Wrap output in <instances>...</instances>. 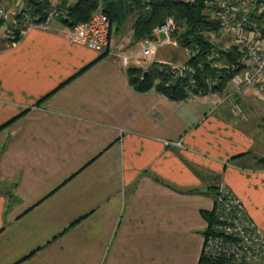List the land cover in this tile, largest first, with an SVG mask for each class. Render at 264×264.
<instances>
[{
  "label": "crops",
  "instance_id": "1",
  "mask_svg": "<svg viewBox=\"0 0 264 264\" xmlns=\"http://www.w3.org/2000/svg\"><path fill=\"white\" fill-rule=\"evenodd\" d=\"M111 35L106 55L57 20L0 38V264H198L219 180L264 229L259 123L137 92Z\"/></svg>",
  "mask_w": 264,
  "mask_h": 264
},
{
  "label": "built area",
  "instance_id": "2",
  "mask_svg": "<svg viewBox=\"0 0 264 264\" xmlns=\"http://www.w3.org/2000/svg\"><path fill=\"white\" fill-rule=\"evenodd\" d=\"M48 7L43 15L34 12L29 0H0V29H5L3 37L11 38L15 44L31 28L40 26L49 28L53 19L64 15L63 3L69 0H44ZM194 1V0H190ZM215 8L218 21L216 33L228 32L233 42L243 51V66L232 77V89L227 94L209 92L215 95V103L221 104L230 96L247 88L257 90L264 100V32L255 26L252 16L264 15V0H204ZM14 28L9 30L5 24ZM172 19L157 27L158 37L145 40L143 54H148L165 43L177 45L170 36ZM110 22L100 8L91 17L79 22L68 30L71 42L86 45L104 52L108 45ZM214 55H218L214 53ZM123 66L128 65V56L120 55ZM181 68H172L176 74ZM190 96H194L191 94ZM235 121H244L247 116L238 102H233ZM166 144L180 145V141H166ZM214 218L204 233L201 255L211 259H230L237 262L264 264V229L248 214L243 200L231 188L220 181L213 205Z\"/></svg>",
  "mask_w": 264,
  "mask_h": 264
},
{
  "label": "trees",
  "instance_id": "3",
  "mask_svg": "<svg viewBox=\"0 0 264 264\" xmlns=\"http://www.w3.org/2000/svg\"><path fill=\"white\" fill-rule=\"evenodd\" d=\"M29 2L34 12L43 15L46 13L48 5L44 0ZM62 5L64 15L58 17L57 21L68 30L89 19L93 12L100 8L110 22L109 35L112 30L120 29L131 19L133 39L136 42L157 38V27L167 17L172 19L174 29L171 38L179 47L189 50L186 64L176 74L171 71V66L163 61H151L146 67L129 64L126 67L127 79L137 92L154 91L173 101L184 100L191 94H224L231 77L243 66V51L238 45L223 47L210 39L209 33H216L219 25L210 13L204 11L205 8H213L204 0H73ZM252 21L264 32V15H253ZM106 53L107 50L102 55ZM13 119L0 125V129ZM257 162L264 167V156H258ZM201 213L210 224L214 218L213 210H202ZM198 264L258 263L211 259L201 255Z\"/></svg>",
  "mask_w": 264,
  "mask_h": 264
},
{
  "label": "rangeland",
  "instance_id": "4",
  "mask_svg": "<svg viewBox=\"0 0 264 264\" xmlns=\"http://www.w3.org/2000/svg\"><path fill=\"white\" fill-rule=\"evenodd\" d=\"M71 1L73 0H69V2ZM204 11L210 13L211 16L217 20L215 8H209V9L205 8ZM55 20L57 19H53V21ZM128 26L131 27V19L127 20L126 23L120 29L112 30V35H111L113 39L115 38L118 40L117 44L115 45V47L117 46L116 54L119 57L121 54H125L126 56H128V65L129 64L142 65L145 59L150 60V59H153V57L159 58L163 60V62L168 63L171 66V68H182L183 65L186 64V59L189 56V50L187 51L181 46L179 47L178 44L173 45L172 43H165L158 47H155V49L151 50L148 54H143L142 45L146 43L145 40H140L136 42L133 39L132 28H129ZM5 27H9V28H6L9 30H13L14 28L12 25H10V23L5 24ZM173 29H174V26L172 25V29L170 30V36L172 34ZM5 32H6L5 29L4 30L0 29V38L4 41V43L11 44V40H13V38L16 36L15 32L9 34V35H13L11 38L3 37V33ZM209 37L211 40H213L216 43L221 44L223 47H227L231 44H235L233 42L232 36L228 32H225V31L219 34L210 32ZM128 65H126L125 67H127ZM232 86L233 84H232V81L230 80L229 87L227 91L224 92V94H227L228 92H230V90L232 89ZM248 89H250L254 93H250L246 95L247 96L246 98H244L245 95H243L241 91L240 93L234 94L233 96H230L229 99H227V101L230 102L229 109L233 116L234 114L233 113L234 112L233 102H238L243 108V110L245 111L247 118L244 121H236V122L237 123H242V122L247 123V122H251L249 121L250 116L255 118L254 121L252 119V122L259 123V125L257 126V131L259 134H261V136H263L264 135V100L260 97V94L257 92V90H253L251 88H248ZM219 94L221 95V93ZM239 95L240 96L243 95V99L241 97L239 98L238 97ZM223 103L224 102H222L221 104ZM250 111H251V114H250ZM233 119H235L234 116H233ZM219 183H220V180L216 184V189L218 188Z\"/></svg>",
  "mask_w": 264,
  "mask_h": 264
},
{
  "label": "water",
  "instance_id": "5",
  "mask_svg": "<svg viewBox=\"0 0 264 264\" xmlns=\"http://www.w3.org/2000/svg\"><path fill=\"white\" fill-rule=\"evenodd\" d=\"M146 73V72H145Z\"/></svg>",
  "mask_w": 264,
  "mask_h": 264
}]
</instances>
